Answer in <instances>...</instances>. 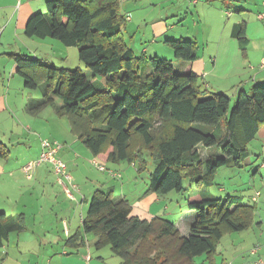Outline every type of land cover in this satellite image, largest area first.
Instances as JSON below:
<instances>
[{
    "label": "trees",
    "instance_id": "trees-1",
    "mask_svg": "<svg viewBox=\"0 0 264 264\" xmlns=\"http://www.w3.org/2000/svg\"><path fill=\"white\" fill-rule=\"evenodd\" d=\"M45 12L28 18L24 34L78 48L79 61L93 78H102L104 86H96L80 68H58L13 55L25 87H45L42 98L28 102L27 112L37 115L59 100L56 115L66 118L70 132L104 162L127 160L134 166L138 159L143 168L140 151L150 152L155 168L142 196L182 194L184 179L198 189L209 188L219 168L242 166L248 145L264 138V84L239 90L230 108L226 94L211 93L191 71L198 58L194 41H164L182 63L177 72L172 61L140 58L128 48L121 32L126 19L120 12V0H46ZM244 27V23L238 25L233 36L243 40ZM195 125L208 127L209 133ZM199 146L219 153L203 160ZM6 155L0 141V157ZM241 199L189 194L184 205L195 215L184 237L172 221L131 216L126 199L114 201L112 190L96 189L80 232L68 238L66 245L79 248L82 235L92 234L95 248L109 247L120 264H196V257L210 261L224 234L243 231L251 224L254 209L242 205ZM23 223L22 215L0 212V248Z\"/></svg>",
    "mask_w": 264,
    "mask_h": 264
},
{
    "label": "rangeland",
    "instance_id": "rangeland-1",
    "mask_svg": "<svg viewBox=\"0 0 264 264\" xmlns=\"http://www.w3.org/2000/svg\"><path fill=\"white\" fill-rule=\"evenodd\" d=\"M162 1L163 0H135V4L132 3V1L129 2L127 6L135 10L134 12L131 11V18L134 23L133 21L131 23H125L127 29L124 27L121 32L126 45L137 57L149 58L156 55L159 58L172 61L175 71L177 72L180 71L179 68H181L182 63L180 64L181 61L174 58L172 50L165 45V40H178L181 38L186 41H194L197 44V56L201 58L202 55L206 56V53L212 52L214 48L216 49L220 40L224 41L230 39L234 29H236L238 25L244 23V21L247 23L251 34L259 33L264 25V22L256 19V15L261 11V0H211L210 3L212 4H209L211 7H207L204 0H197L195 6L189 0H171L169 3L163 4L161 3ZM201 7H206L205 9L207 10L203 11L205 13H202ZM44 12L38 13L45 14L46 12ZM120 12L124 13L122 3ZM214 15L215 19L213 18ZM250 33L248 31V35ZM35 41H37V43L33 44L35 51L27 54V56L37 57V59L43 60L58 68L69 70L80 68L89 80L95 82L96 86H104L103 79L100 77L93 78L91 72L79 61L77 56L78 48H67L57 40L49 38L45 39L43 42H41V40ZM205 81L210 84L208 90L211 93H215L216 91L226 94L230 99V108H232L237 97L235 91H231L233 81L229 79L225 80L221 83L219 90L215 89V78L210 76L205 79L204 82ZM202 82L203 80L199 79V84H202ZM23 89L22 94H18L17 102L23 100L29 102L30 100L40 99L45 92L44 85H40L36 89H30L28 87ZM233 93L235 95H232ZM59 104V100L56 99L55 107ZM55 107H49L43 111V115H46L45 118H47V124L43 123L41 118L38 117H41V114L32 117V119L36 118V120H29L34 121V123L33 126H29L28 129H26L27 134H24V138L27 142H25L22 150L23 157L33 156L36 153V149L39 148L37 144L42 140L54 142L50 140L55 139L51 137L52 135H58L61 138L66 136L68 139H78L70 132L66 118L54 116L56 122L51 121L50 117ZM195 126L203 133H209L208 127L203 125ZM11 131L13 132L11 135L9 132H6L3 136L0 135V138H2L0 140L6 145L7 149L14 154L16 150L13 148L18 147V144H14L13 141L10 143L9 140L23 138L19 136L21 131L18 129L13 128ZM80 143L84 147L82 142ZM198 152L203 160L214 158L215 155L219 153L215 148H203L201 146H199ZM140 154L145 161L143 168L140 166V160L138 159H135V162H133L134 166L128 163L127 160L119 161L117 164L110 162L106 164L107 170L112 168L111 170L119 172L120 178L118 179L112 178L106 172L99 171L92 164L94 158L90 154V161L88 163L81 160V162L88 165L89 170L82 169L81 172L77 171L74 176L76 180L81 183L85 182L87 185L92 181H99L103 186H108L102 188L99 186L98 189L104 192L112 190L114 201L125 196L131 206L130 215L137 216L142 214L145 216L144 213L148 214L147 210H145L142 205L138 206L136 203L140 201L138 200L139 194L147 189L149 175L155 168V161L150 152L146 150L140 151ZM41 165L40 167L45 169L43 177L40 176L42 178L38 179L39 177L35 176L34 180L28 183L21 193H16L18 197L14 200L15 203L12 202L13 204H11L15 206L17 202V204L21 206L27 201L28 207L25 211L26 214H28L25 223L26 231L22 232L20 237H15L14 235L10 236V241L8 245H5V248L9 249L14 254L15 250L17 253H31L33 255L37 254L38 251H48L50 256L55 258L57 256L56 250L63 247V241L65 239L61 226L58 227L57 224L65 220L67 216L64 214L66 212L71 213V216L73 214L71 211L70 199H68L63 192L64 187L69 188L74 198L80 199L78 198L80 195L68 184L67 180L56 175L52 167L48 166L49 164ZM138 168L142 169L138 171ZM32 172L33 171H30L28 173L31 174ZM58 177L63 179L64 186L58 183ZM72 178V184L78 190L80 183L75 182L74 177ZM183 186L185 191L182 192V194L171 192L170 195H172L173 198L167 195L166 199L163 198L162 206L165 203H171V205L175 206L178 203L185 204V198L189 194L196 192L201 193L206 198L212 199L243 197L244 202L250 201L256 204L257 209L255 216L264 225V138H256L248 145L247 156L242 166L235 167L227 165L219 168L211 179L209 188L198 189L194 187L188 179H184ZM257 192L260 194V197L257 198L258 200L256 202H253L251 199ZM40 201L44 204H39ZM1 202L2 201H0V210H2ZM7 204L9 205V203ZM154 208L156 209L157 207L153 205L152 211H150L151 213L155 211ZM179 210H181V212L186 211L184 207H181L178 211ZM140 211L143 213H140ZM8 212L11 213V211ZM168 212L172 214V211ZM39 213L45 215L44 219H41ZM75 214L78 215V209ZM177 218H179V214ZM177 218L175 220H177ZM47 226L52 228L47 230ZM90 237L93 239L95 238L92 234H90ZM227 237L226 235L222 245H225L228 241ZM48 242L50 243L48 244ZM103 249L110 251L109 247ZM103 249L101 248L99 251ZM102 253L104 254V252ZM111 256L119 258L112 252ZM25 258H27V256L23 255L22 259ZM202 259L203 257H196V264H200ZM217 259L218 258H216V262L214 259L213 264H220V261Z\"/></svg>",
    "mask_w": 264,
    "mask_h": 264
},
{
    "label": "crops",
    "instance_id": "crops-1",
    "mask_svg": "<svg viewBox=\"0 0 264 264\" xmlns=\"http://www.w3.org/2000/svg\"><path fill=\"white\" fill-rule=\"evenodd\" d=\"M45 1L46 0H0V135L3 136L6 132H9L11 135L13 134L11 130L14 128L21 131L19 136L23 138L9 140L10 143L13 141L14 144H18V147L13 148L16 150L14 154L9 151L6 145L0 140L7 151L5 158L0 157V201H2V210H0V212L5 213L7 216L22 215L24 218L22 227L17 231L9 233L8 241L5 245H8L11 238L10 236L14 235L15 237H20V234L26 231L25 223L28 214H26L25 211L28 204L26 201V203L21 206H19L17 202L15 206L11 205L13 204L12 202L15 203L14 200L18 197L16 193H21L23 188L34 180L35 176L39 177L38 179L42 178L45 172V169L40 167L42 165L36 167L31 174L25 171V166L29 162L36 160L41 152V142H39L37 144L39 145V148L36 149V153L33 156L23 157L22 155L25 142H27L24 138V134H27L26 129H28L29 126H33L34 123V121L29 120H36V118L32 119V117L41 114V117H38L41 118L43 123L47 124V118H45L46 115H43L44 110L35 116L29 114L26 110L28 104L26 100L17 102L18 94H22L25 84L23 79L18 75V66L13 59V55L27 56V54L35 51L33 44L37 43L35 40L40 39L28 38L24 34V28L28 18L32 14L45 11ZM131 1L135 4V0H120V8L121 3L124 8V13H121V15L125 16L126 23H131L133 21L131 18V11L134 12L135 10L127 6ZM170 1L171 0H163L161 3H169ZM189 1H191L194 6L197 4V0ZM204 1L207 7H211L209 5L212 4L210 3L211 0ZM201 8L202 13H205L203 11L207 10L205 9L206 7ZM213 18L215 19V15ZM244 24L243 40L233 35L230 39L224 41L220 40L216 49L214 48L212 52L206 53V56L202 55L201 58H197V60L191 64V71L200 77L203 82L210 76L215 78V89L217 90L220 89L221 83L228 79L233 81L231 91H235V94H238L239 90L248 91L256 84H264V68H261L260 66L261 61L264 60V25L259 33L251 34L245 21ZM125 28L127 29V27ZM248 31L250 33L249 35ZM43 41L44 40H41V42ZM31 57L37 59V57ZM204 83L207 88L210 87L208 82L205 81ZM235 94L233 93L232 95ZM54 116L58 117L55 110H53L50 117L52 122H56ZM51 137H54L55 139L50 140L61 143V148L56 154L57 158L65 163L66 170L68 174H71L72 177H74V181L80 183L77 191L80 195L78 198L80 199H76L74 196L72 199L67 197L71 202L72 216L71 213L66 212L64 214L67 216L66 218L64 217L65 220L60 222V224H57L58 227L61 226L65 238L63 241V247L56 250L57 256L52 258L48 251H38L37 254L33 255L31 253H17L15 250L14 254L4 246L0 248V264H120L121 259L112 257L111 251L103 248L102 251H97L95 248L96 238L93 239L90 237V234L82 235L83 244L79 248L66 245V240L68 238L80 232L82 220L87 212L88 202L93 191L98 189L99 186L101 188L108 186H103L99 181H92L87 185L85 182L81 183L76 180L74 174L77 171L81 172L82 169L89 170L88 165L84 162L88 163L90 161V153L85 146L83 147L81 145L79 139H68L66 136L61 138L58 135H52ZM93 158L106 168L108 162H104L95 157ZM81 160L84 162H81ZM71 175L69 176L71 177ZM72 177L71 180L73 182ZM145 190L143 193H145ZM143 193L139 194L138 200L140 201L136 204H138V206L142 205L144 209L147 210L148 214L144 213L145 216L139 214L136 217L147 220L155 216L163 217L165 219L168 218V220L175 224L182 236L187 237L189 235V223L193 220L195 215L193 211L187 210L184 204L179 203L176 206L171 205V203H165L162 206L163 198L166 199L167 195L173 198L172 195H170L171 193L159 197L155 194L142 196ZM259 197L260 195L258 198ZM241 198L242 205H248L254 209L251 224L243 231L228 232L224 234L218 241L215 253L210 261L203 258L200 264H213L214 259L216 262V258H218L217 260L220 261V264H264V225L255 216L257 209L256 204L250 201L244 202L243 197ZM120 199H126V197L123 196L122 198H119V200ZM5 203H9V205H6ZM39 204L44 203L40 201ZM153 205L158 209L154 208L156 212L154 211L151 213L150 211H152L151 209ZM181 207H184L186 211H178ZM77 209L78 215L75 214ZM8 211H11V213ZM168 211H172V214ZM140 213L143 212L140 211ZM178 214L179 218H177ZM39 215L41 219H44L45 215L43 213H39ZM176 218L177 220H175ZM51 228L52 227L47 226L46 229L48 230ZM226 235L228 236V241L225 245H222ZM49 243L50 242H48V244ZM102 252H104V254ZM23 255L27 256V258L22 259Z\"/></svg>",
    "mask_w": 264,
    "mask_h": 264
},
{
    "label": "built area",
    "instance_id": "built-area-1",
    "mask_svg": "<svg viewBox=\"0 0 264 264\" xmlns=\"http://www.w3.org/2000/svg\"><path fill=\"white\" fill-rule=\"evenodd\" d=\"M261 11L257 14L256 18L260 21H264V0H261ZM261 68H264V60L261 61L260 64ZM61 145L58 144L57 142H50L48 140H42L41 141V152L39 157L34 160L29 162L25 166V171L30 172L33 171L35 167L40 166L41 164H49L53 172L61 176L64 180L68 181V184L71 185L73 189H76V187L72 184L71 177L68 175L66 171V165L64 162H62L60 159L56 157L57 152L60 150ZM92 164L101 172H106L108 173L111 177L118 179L120 178V174L117 171H111L107 170L102 164H100L96 159L92 160ZM30 174V173H29ZM61 177H58V183L62 186H64L63 179ZM64 193L68 197H72L71 191L69 190L68 187H64ZM260 194L257 192L255 193L254 197H252V201H256L258 196Z\"/></svg>",
    "mask_w": 264,
    "mask_h": 264
}]
</instances>
